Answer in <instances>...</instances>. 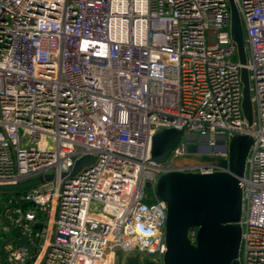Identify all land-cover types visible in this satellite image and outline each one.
Returning <instances> with one entry per match:
<instances>
[{
	"label": "built area",
	"instance_id": "obj_1",
	"mask_svg": "<svg viewBox=\"0 0 264 264\" xmlns=\"http://www.w3.org/2000/svg\"><path fill=\"white\" fill-rule=\"evenodd\" d=\"M233 3L245 64L229 0H0V186L34 181L0 192V264H116L117 250L161 263L166 204L143 202L146 182L197 171L182 164L188 146L237 135L252 139L238 261L264 264V0ZM166 129L181 138L157 164L152 138Z\"/></svg>",
	"mask_w": 264,
	"mask_h": 264
},
{
	"label": "water",
	"instance_id": "obj_2",
	"mask_svg": "<svg viewBox=\"0 0 264 264\" xmlns=\"http://www.w3.org/2000/svg\"><path fill=\"white\" fill-rule=\"evenodd\" d=\"M230 5V35L237 47V57L245 64L244 32L233 0ZM242 111L248 126L252 124V106L248 73L241 69ZM181 138V132L174 129L158 131L152 138L151 159L164 163ZM252 139L248 136H233L223 143L220 151L226 157H219L211 148L187 147V154L199 156L193 159L197 171L172 170L161 174L154 184V196L166 204L164 243L166 252L161 263L149 259L131 257L130 264H239L238 254L241 240L239 220L242 213L241 179ZM220 154V153H219ZM85 157L74 167L77 171L93 162ZM210 168L211 172L199 169ZM34 183H20L0 186V192L20 190ZM150 184H147L149 187ZM190 228L197 229L196 240L191 243L187 237ZM8 239H15L13 227ZM20 246L27 245L26 238L16 240ZM0 254L3 255L0 246ZM117 264H122L121 260Z\"/></svg>",
	"mask_w": 264,
	"mask_h": 264
},
{
	"label": "rangeland",
	"instance_id": "obj_3",
	"mask_svg": "<svg viewBox=\"0 0 264 264\" xmlns=\"http://www.w3.org/2000/svg\"><path fill=\"white\" fill-rule=\"evenodd\" d=\"M244 30V28H243ZM191 139H195L196 142L198 143L199 142V138L197 137V135H192L191 136ZM215 149H220V145H217L215 148H212V153L214 152ZM216 154L219 155V153L217 152ZM197 156H192V155H187V156H183L182 157V160L184 163H188L189 160H193L194 158H196ZM147 184H150L149 182H146L145 186H144V190H143V202H146V203H150L152 201L155 200V196H154V185L150 184L149 187H147ZM90 210L93 211V212H99L100 210V205L97 204V203H92L91 204V207H90ZM118 252V257L116 259V264L117 262L119 261V259L121 260V263L122 264H130V259L132 256H135L136 254L135 253H128V252H122L120 250H117ZM149 258L152 259V256H149ZM142 260V259H141Z\"/></svg>",
	"mask_w": 264,
	"mask_h": 264
},
{
	"label": "crops",
	"instance_id": "obj_4",
	"mask_svg": "<svg viewBox=\"0 0 264 264\" xmlns=\"http://www.w3.org/2000/svg\"><path fill=\"white\" fill-rule=\"evenodd\" d=\"M192 163H194L193 160H189L188 163H184V162L182 161V164H192Z\"/></svg>",
	"mask_w": 264,
	"mask_h": 264
},
{
	"label": "flooded vegetation",
	"instance_id": "obj_5",
	"mask_svg": "<svg viewBox=\"0 0 264 264\" xmlns=\"http://www.w3.org/2000/svg\"><path fill=\"white\" fill-rule=\"evenodd\" d=\"M197 157H199V156H197ZM189 165H195V163H192V164H189ZM196 166V165H195ZM133 257V256H132ZM141 260V259H140Z\"/></svg>",
	"mask_w": 264,
	"mask_h": 264
},
{
	"label": "bare ground",
	"instance_id": "obj_6",
	"mask_svg": "<svg viewBox=\"0 0 264 264\" xmlns=\"http://www.w3.org/2000/svg\"><path fill=\"white\" fill-rule=\"evenodd\" d=\"M216 150H217V152H218V153H221L220 149H219V150H218V149H216Z\"/></svg>",
	"mask_w": 264,
	"mask_h": 264
}]
</instances>
